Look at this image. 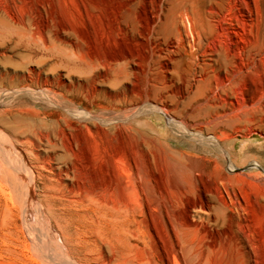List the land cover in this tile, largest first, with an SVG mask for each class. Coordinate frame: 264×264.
<instances>
[{
  "label": "rangeland",
  "instance_id": "obj_1",
  "mask_svg": "<svg viewBox=\"0 0 264 264\" xmlns=\"http://www.w3.org/2000/svg\"><path fill=\"white\" fill-rule=\"evenodd\" d=\"M241 3L231 0L230 9L247 54L243 67L228 69L215 62L216 52L233 51L227 31L209 34L196 55L187 52L186 8L194 4L197 28L202 18L223 20L209 0H0V93L17 94L0 106V114L11 110L1 124L41 130L59 152L63 142L78 143L79 177L93 175L104 198L131 202V184L146 182L145 211L132 202L129 226L105 233L76 217L75 226L49 232L52 252L64 249L79 264H264V0ZM212 136L223 147L235 138L233 164L206 143ZM35 140L45 154L50 146ZM87 155L96 171H87ZM193 170L201 186L189 199L203 208L179 199L177 218L193 224L187 236L194 249L177 262L167 210ZM216 183L232 210L220 211L205 193ZM15 189L0 176V264H52L28 231L43 216L32 210L26 221Z\"/></svg>",
  "mask_w": 264,
  "mask_h": 264
},
{
  "label": "bare ground",
  "instance_id": "obj_2",
  "mask_svg": "<svg viewBox=\"0 0 264 264\" xmlns=\"http://www.w3.org/2000/svg\"><path fill=\"white\" fill-rule=\"evenodd\" d=\"M236 1H239L240 4H242L241 0H236ZM209 4L211 7H214L218 13L223 11L224 16H223L222 21H209V20H205L204 18H202L203 20L202 28H204L203 33L201 31L202 28L200 25L198 26V28L200 27L199 30L197 28L198 22L196 20V12L194 11L195 9L194 4H192L191 10H188V8L185 7L186 9L182 12V15H183L184 20L186 21L187 27L190 26L189 31L191 33L190 35L192 36L191 40L188 41V44H189L188 46H190L189 47L190 49L187 50V52L189 51L188 53L190 54V56L196 55L197 53L195 52L196 49L202 47L201 46L202 42L204 41V39L209 38L208 36L209 34L221 35L224 31H227L233 51L231 53H222L219 51L216 52L215 62L221 68L227 67L229 69L230 67L234 65L243 67L245 64L247 52H246L245 47L241 45V42H240L242 40L240 39L241 37L239 38L238 36V27L236 25L237 22L236 20H234L233 13L231 12V9H230L231 0H209ZM178 34H180L179 35L180 38L184 37L183 36L184 34L182 33V31L179 30ZM185 43H182V45L183 46L186 45ZM19 93L20 92H18V94ZM15 95L17 94L14 92L13 93L5 92V94L0 93V106L7 104V102L13 99V96ZM36 101H40V100L36 99ZM135 107H137V105ZM136 111L140 113L142 110L139 107V110H136ZM10 112H11L10 109L5 108L3 112L0 114V117H1L0 118V176L4 175L7 177L8 182L12 184L13 188L15 187L18 190V196L20 197V199L25 202L23 205V211L21 212H22V215L24 216L23 218L26 221L28 220L27 218L32 216V214L34 213L33 212L31 214L32 210L35 211L36 214H41L43 216L42 224L38 223L37 221L35 222L34 219H32L31 222L29 223L27 222L28 229L30 228V230L28 231L31 232L29 233L32 236L33 245L39 250L38 252L41 253L43 257H46L47 259H49L52 264H79L77 263L76 259H72L69 256V254H67L64 251L63 248H61L63 249L62 250L63 253L58 252L59 250L58 251L55 250L56 252L55 251L52 252L53 250H50V248H52L53 245L49 246V242L47 240L49 236L48 234H50L51 232H54L55 229H62V231H64L63 228L69 229L70 226L75 223V221L73 222L74 218L78 217L81 219L83 218L91 219V221H93L95 224L93 226H96L95 229L99 228L97 229L99 231L100 230L107 231L109 229H115V231H117L116 229H118L120 226L122 228H119V229H124L126 228V226H129L131 219L135 217L136 214H134L135 210L132 205V202L136 203L137 206L142 209V212L145 211V204L143 203V198L148 197V196H144L146 193L145 192L146 191L145 181H142L139 184L140 188L138 187L139 185L137 186L134 182L131 184V192L129 193V195L131 194V196L133 197V200L131 199V202H129L130 200L125 201L124 199L123 201L118 199L120 200L118 201L112 197L107 198L106 196H105L106 198H104L103 195L105 194L103 193V189L100 188V186L96 182V179L91 180L93 178V175L87 173L85 176L87 177L89 176L88 178L89 180L86 179V181L85 180L81 181L80 177L82 176L79 177L80 172L82 171V168H80V162L82 159L76 150V146L79 145L78 143L66 144L63 142L62 144V148L64 149L63 152L56 151L55 147L58 146L56 142L51 140L48 134L42 133L41 130H37V129L33 130L26 123L24 125L18 126V129L14 127H10V126H3L2 119L5 118V116H7ZM225 119L222 120L223 123L233 120L232 117L226 120ZM28 132L31 133L33 137L28 136ZM35 138L39 142H43V140H45V142H47V144L50 146L49 149L47 148L48 150L43 152L45 154H42L41 150H39L40 147H38V145L36 144L37 141L35 140ZM206 143L211 145L212 148L214 147L216 149H220V151L223 152L225 156H228L227 158L230 159L228 161H230L231 163L233 162L232 159L230 158V153H231L230 148L234 145L235 138L234 139L231 138L227 142L226 147H223L218 137L216 136L214 137L212 136V138H209V140L206 141ZM243 146H244V143L242 142L240 149H243ZM59 147L60 146H58L57 148ZM83 160H86L85 165L87 166V171L89 172L93 170L96 171V167H97V164L95 163L96 161L94 162L88 155ZM215 165L218 166V164H215ZM131 172H132L131 169L128 168L127 174H130ZM218 172L216 171L215 174L218 175L220 173ZM200 178H201V174L198 173L196 170H193L190 173L186 174L184 178L182 176L183 180H179V186H178L180 196L176 197L174 200L172 199L173 201H175L176 204L171 205L172 207L171 209H168L170 205L167 207L168 209L167 212L170 211V214H173L172 219L170 217L171 219L170 223L169 222L168 223L171 224L172 229H174V232L176 233V241H175L176 245L173 247L172 256L177 262L179 261L182 255L185 258L193 257L194 245L191 239L187 236L188 233L190 232L188 228L190 229L191 225L193 224L190 222L189 219H188V222H184L186 223V225L181 224V222L177 218L178 211L176 210V208L178 206L180 198H181V201L182 199L186 198V201L188 202L190 207L195 208L197 206H200L201 208H203L201 201L197 202L196 200L191 201L189 199V196L192 194H196V192L200 188L201 186L199 185ZM108 183H109V187L111 190H114L117 186V181L114 179V176L111 173H109L108 175ZM205 193L207 194V196L217 199L219 201L220 211L232 210L229 200L225 196H223V193L222 191H220L219 187L217 186V183L213 187H210L208 189L205 188ZM170 204H173V203H171L170 201ZM131 210L133 211V215H132L133 217H130V215L132 214V213L130 214ZM136 220L138 219L136 218ZM27 225L25 224V226ZM39 227L43 228V233L45 232L46 236L45 235L43 236L40 233L41 231L39 230L40 231L39 232L37 230ZM78 230L79 229H77V231ZM77 233L78 232H76V234ZM80 233H78V236L80 235ZM123 234L124 233H121V236L120 234L118 236L122 238ZM52 236H50L49 238H51ZM66 238H67L68 243L74 244L73 241H69L71 240L70 237L69 238L66 237ZM63 239H65L64 236H63ZM117 240L119 241V239ZM64 241H66V239ZM67 242L65 243L67 244ZM77 242L79 241H76L75 244ZM50 244H54L55 246L54 242ZM73 247H77V246L74 245ZM71 249L75 251V249L73 248ZM71 249L69 251H71Z\"/></svg>",
  "mask_w": 264,
  "mask_h": 264
}]
</instances>
